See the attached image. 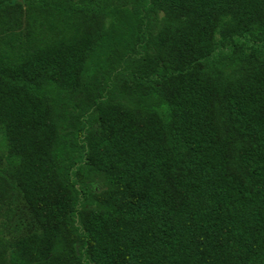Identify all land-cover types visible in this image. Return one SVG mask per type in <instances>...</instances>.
<instances>
[{
    "label": "trees",
    "instance_id": "1",
    "mask_svg": "<svg viewBox=\"0 0 264 264\" xmlns=\"http://www.w3.org/2000/svg\"><path fill=\"white\" fill-rule=\"evenodd\" d=\"M0 140V264H264V0H0Z\"/></svg>",
    "mask_w": 264,
    "mask_h": 264
},
{
    "label": "rangeland",
    "instance_id": "2",
    "mask_svg": "<svg viewBox=\"0 0 264 264\" xmlns=\"http://www.w3.org/2000/svg\"><path fill=\"white\" fill-rule=\"evenodd\" d=\"M1 142V140H0ZM4 152V145L2 143L0 144V153ZM14 220H18L19 222H24L25 221V216L22 215L21 212H19L18 216H14Z\"/></svg>",
    "mask_w": 264,
    "mask_h": 264
}]
</instances>
